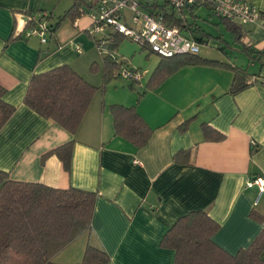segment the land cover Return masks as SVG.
Listing matches in <instances>:
<instances>
[{
  "label": "crops",
  "instance_id": "obj_1",
  "mask_svg": "<svg viewBox=\"0 0 264 264\" xmlns=\"http://www.w3.org/2000/svg\"><path fill=\"white\" fill-rule=\"evenodd\" d=\"M250 1L262 16L242 27L254 49L264 50V0ZM72 3L0 0V85L5 88L3 99L15 107L0 128V170L15 181L98 193L92 230L76 237L53 262L81 264L90 245L110 255L107 264H174L175 253L160 246L161 238L180 216L199 209L219 224L212 236L217 245L230 254L248 246L262 228L250 212L256 211L264 219V191L254 206L256 187H246L248 178L264 175V66L250 61L255 67L250 72L249 64L240 65L256 82L236 94L228 92L231 71L203 65L181 66L157 87L147 89L161 57L154 60L150 72H138L132 66L122 69L123 60L114 56L115 50L96 46L95 39L103 35L89 32L91 19L85 14L74 22L64 21L44 43L36 36H25L31 18L46 15L55 23ZM216 43L208 50V45L203 46L199 55L231 63L221 51L222 56H211ZM103 49L120 64L118 73L131 69L140 80L123 75L132 85L127 91L109 94L107 87L103 92L97 90L74 133L24 104L31 76L63 64L93 86H101L103 73H92L89 67L91 63L103 66ZM111 104L136 106L152 128L144 146L136 147L115 135ZM189 118L187 130L181 131L180 124ZM202 123L224 138L205 141ZM69 141L73 142L69 171L56 155L42 159L46 152ZM183 149H191L189 165L172 160ZM261 257L264 260V253Z\"/></svg>",
  "mask_w": 264,
  "mask_h": 264
},
{
  "label": "trees",
  "instance_id": "obj_2",
  "mask_svg": "<svg viewBox=\"0 0 264 264\" xmlns=\"http://www.w3.org/2000/svg\"><path fill=\"white\" fill-rule=\"evenodd\" d=\"M83 0H73L72 5L52 24L56 31L62 21L74 22L84 11ZM164 7V4L161 5ZM27 13V12H26ZM190 15L175 16L165 14L168 24H175L187 31L198 41H217L215 48L226 54V49L238 45L249 59L264 66V50H255L246 39V30L226 18L219 23L231 35L232 42L222 34L212 35L196 24L194 8ZM42 16H40L41 18ZM35 21L31 18V24ZM106 37L95 39L97 47L103 46L109 52L116 50L124 37L118 33L107 32ZM11 38L7 41H9ZM102 43V41H105ZM144 48V47H142ZM185 65L220 67L232 72L230 94H236L255 84L256 78L247 68L219 59H211L199 54H179L160 59L150 76L147 89H153L165 78ZM92 63L91 70H95ZM120 69V64L106 55L103 59V84L93 86L83 79L73 68L63 64L31 76L23 102L45 119L52 120L65 130L74 133L97 90L104 91L105 83ZM132 87V85L130 86ZM5 88L0 85V128L15 111L3 96ZM141 93H139V98ZM115 135L121 136L136 147L144 146L151 136L152 128L136 110L135 105L111 104ZM192 118L183 121L179 129L186 131ZM205 141H219L224 135L207 123L201 124ZM73 142L69 141L46 152L56 155L66 171L70 170ZM252 153V150H251ZM172 160L178 165L191 164V149H183L173 154ZM96 191L76 187L53 188L41 183L15 181L8 173L0 170V264H56L53 257L83 232H90L94 211ZM250 215L262 228L251 243L230 254L217 245L213 234L219 224L204 210H193L180 216L165 232L160 241L162 248L172 249L175 253L174 264H264V219L256 211ZM110 255L103 249L87 245L81 264H107Z\"/></svg>",
  "mask_w": 264,
  "mask_h": 264
},
{
  "label": "built area",
  "instance_id": "obj_3",
  "mask_svg": "<svg viewBox=\"0 0 264 264\" xmlns=\"http://www.w3.org/2000/svg\"><path fill=\"white\" fill-rule=\"evenodd\" d=\"M83 1L87 6L83 14L91 19V34L99 33L104 38L109 31L118 33L141 47H148L150 52L162 58L185 53L199 54L201 48L208 45V41H198L181 27L168 24L165 19L167 12L188 17L192 7L205 6L217 16L241 26L255 22L262 16L260 9L250 0H162L161 4L156 0ZM162 4L164 7H161ZM52 24L44 15L24 30L25 36H36L44 43L55 33ZM111 58L116 60L113 55ZM123 75L132 80H140V75L131 69H125ZM254 145L252 141L251 146ZM133 163L141 164L139 160H133ZM246 187H256L253 201L256 206L264 191V175L248 178Z\"/></svg>",
  "mask_w": 264,
  "mask_h": 264
},
{
  "label": "rangeland",
  "instance_id": "obj_4",
  "mask_svg": "<svg viewBox=\"0 0 264 264\" xmlns=\"http://www.w3.org/2000/svg\"><path fill=\"white\" fill-rule=\"evenodd\" d=\"M156 1H158V3L160 4L163 2L162 0H156ZM82 7L85 9L87 6L83 4ZM194 14L196 15V19H195L196 24L199 25L203 30H205L206 32L212 35L224 34L226 39L229 40V42H232L231 35L224 29V26L219 23L220 21L219 16L214 14L210 9L206 8L205 6H198L194 8ZM63 22L64 21H62V23ZM67 23H70V20H67ZM215 42L216 41L213 38L209 39L208 40L209 47H205V49L208 50L211 47V43H215ZM233 45L236 47L238 46L235 43H233ZM236 47L233 49L229 48L228 49L229 53L227 55L222 53V55L229 62L235 65H239V66L242 65L246 67L249 64L248 69L250 70V72L254 71L255 67L254 66L251 67V64H250L251 60L249 59L248 55L245 52L238 50V48L236 49ZM102 54L103 56H106L107 50L103 49ZM210 54L211 56H218V55L222 56L220 55L219 50H216L214 47H212ZM114 56L117 59L123 60L122 69L128 68V66H132L134 67V69L138 68L139 70V71L137 70L138 72L151 70V67L154 66L153 65L154 60L159 58L158 55L150 52L148 47L142 48L138 43L133 42L126 37L120 42L118 48L114 51ZM91 65L89 67V70L92 73H97L100 71L102 72V65L96 64L95 70H91ZM142 75H145V74H142ZM130 85H131L130 79L125 78L121 74V72L119 73L117 72L115 78L113 79L111 78L108 82L105 83V87H107L109 94L117 93L118 91H122V90L127 91L128 89H130Z\"/></svg>",
  "mask_w": 264,
  "mask_h": 264
}]
</instances>
